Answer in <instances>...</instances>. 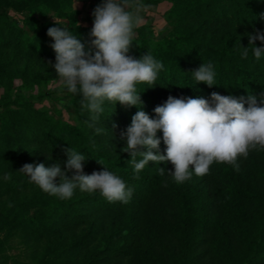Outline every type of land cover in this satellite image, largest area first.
I'll return each mask as SVG.
<instances>
[{"label":"trees","instance_id":"16d2710c","mask_svg":"<svg viewBox=\"0 0 264 264\" xmlns=\"http://www.w3.org/2000/svg\"><path fill=\"white\" fill-rule=\"evenodd\" d=\"M102 2L103 0H95L92 12ZM164 2L171 5L166 12V20L173 30L168 35L157 39L154 30L147 25L134 29L135 38L129 54L140 59L150 52L164 65L158 73L155 84L137 85L143 102L139 107H143V110L155 119L157 117L154 109L163 105L169 96L210 99L212 92L237 98H247L252 94L257 97L259 105L264 107V54L257 59L249 48L247 57L242 55L243 47L249 46L247 34H254L257 29L264 32V0H130L132 8L137 5L156 6ZM74 5L75 0H0V10L9 7L28 13L24 23L31 31L38 34L44 46L37 51L38 54L30 52V55L41 58L44 55L55 56L54 50L50 47L54 40L47 35V30L59 26L54 20H47L38 25L36 18L44 12H54L56 17L67 20L65 24L74 35H78L85 43V50H88L94 18L89 20V26L79 25L76 19L78 12L74 10ZM7 20L8 16L5 13L0 14V48L14 46V39L17 38L19 31L16 24L10 25ZM256 46L264 47V44L257 40ZM92 51L94 53L96 50L92 49ZM203 63H212L214 66L216 76L215 85L212 87L205 83L196 84L192 76L191 72ZM102 107L104 111L99 115L98 120L91 121V113L85 110L81 112L77 124L48 117L47 125L43 127L39 122L40 119L34 115L33 117L31 110L28 109H7L0 118L4 121V128L24 130L22 138L26 137L31 145L40 144L47 148L48 154L52 157L46 161V166H52L56 162H61L65 166L68 156L64 149L72 147L85 156V173L109 170L120 177L127 187L133 189L132 201L135 198L143 201L153 196L156 191L164 187L163 176L158 174V169L161 167L166 171V164L149 162L137 174L130 162L131 155L122 151L127 144L121 133L130 126L133 115L140 108L125 107L119 103L115 105L108 101H105ZM114 124L117 127L114 128ZM96 128H101L103 131L97 133ZM157 136L161 139L160 152L166 154L162 131L158 132ZM250 151L253 156L255 154L260 159H264V149L257 148ZM3 161L11 163L9 160ZM213 165L224 175L234 176L237 171L230 164L213 163ZM137 175L139 178H136ZM26 188V186L19 187V192H24ZM228 191L244 204L262 210V214L253 218L247 215V210L238 207V211H242L239 214L240 231L244 236L241 263L264 264V188L260 191L228 185ZM104 199L100 192L81 195L77 190H74L71 199L38 198L23 204L36 209V215L30 219H21L17 227L22 231V235H26L32 243L38 244L45 239L49 241L56 237V226L63 225L64 231L85 227L89 224L88 220L96 208L106 206L108 210H113L117 204L128 207V203L107 202ZM193 221L199 231L203 227V219ZM95 237L91 230L72 243L76 254L81 255L89 250L96 241ZM118 245L109 251L118 252L122 257H129V252L122 250ZM66 248L67 246L57 248L62 253L58 256L57 264L69 263L68 255L64 254L63 250ZM44 258L45 256L42 259Z\"/></svg>","mask_w":264,"mask_h":264},{"label":"rangeland","instance_id":"374dc122","mask_svg":"<svg viewBox=\"0 0 264 264\" xmlns=\"http://www.w3.org/2000/svg\"><path fill=\"white\" fill-rule=\"evenodd\" d=\"M94 4L95 0H75L79 25H90ZM170 6L164 2L140 7L138 14L143 22L138 27L150 26L156 38L162 39L173 30L166 20ZM3 13L8 16V23L16 24L19 31L14 46L0 48V116L7 109H28L43 127L48 117L77 124L81 112L85 111L81 96L68 93L59 83L54 67L48 65L49 60L55 63V56L30 55V52L38 54L44 46L38 34L24 23L28 13L9 7L0 10ZM49 15L56 16L54 12H44L36 18L38 25L53 20ZM3 123L0 118V264H57L62 254L57 248L62 246H67L63 250L68 255V264H242L244 236L240 231L242 211L238 207L247 210V215L253 218L262 214V210L236 199L228 191V185L263 191L264 159L253 156L251 151L247 158H237L240 168L234 176L221 174L212 164L202 176L190 169L192 178L180 184L167 174L174 171V166L167 163L162 178L164 187L153 196L143 201L130 198L126 208L119 204L113 210L106 206L96 208L85 227L64 231L63 225L56 226V237L37 244L22 235L17 227L21 219L36 215V209L23 204L56 196L42 191L18 170L26 163L46 166L52 156L44 146L31 145L26 137L22 138L24 130L4 128ZM61 167L65 168L62 164ZM8 172L12 173L11 180L3 178ZM72 174L68 173L69 178ZM21 186L27 187L24 192H19ZM75 190L81 195L93 194ZM194 219H203L199 231ZM91 230L96 241L89 250L77 255L71 244ZM117 244L130 256L109 251Z\"/></svg>","mask_w":264,"mask_h":264},{"label":"clouds","instance_id":"9594fccd","mask_svg":"<svg viewBox=\"0 0 264 264\" xmlns=\"http://www.w3.org/2000/svg\"><path fill=\"white\" fill-rule=\"evenodd\" d=\"M140 7L137 5L136 10H130V0H103L92 13V39L87 51L85 43L73 34L64 20L49 15L59 26L47 30V35L54 40L50 47L55 52V63L49 60L48 65L54 67L64 90L81 96V106L91 113L93 122L103 113L105 101L125 107L143 105L137 85L155 84L158 73L164 68L150 52L140 59L129 54L135 38L134 29L143 22L138 14ZM247 35L249 46H242V55L247 57L251 48L259 59L264 47L256 46V41L264 44V32L257 29L254 34ZM92 49L96 51L93 53ZM191 73L196 84L215 85L212 63H203ZM139 108L130 126L121 133L127 144L122 151L131 155L130 162L137 174L149 162L171 163L174 171L167 174L180 184L192 178V170L197 176L207 174L213 163L230 164L239 171L238 157L247 158L250 150L264 149V107L252 94L237 98L212 92L210 99L169 96L163 105L154 109L155 119L143 107ZM95 130L97 133L103 131L101 128ZM160 131L166 154L160 152L161 139L157 136ZM64 151L68 156L64 169L61 162L50 167L43 163H26L18 172L27 175L42 191L60 199H71L74 190L79 188L89 193L99 190L109 202H129L133 189L120 177L109 170L85 174V156L72 147ZM69 172L73 173L71 178ZM165 173V169L159 167L158 174L164 176ZM3 178L11 180L12 173H5Z\"/></svg>","mask_w":264,"mask_h":264}]
</instances>
